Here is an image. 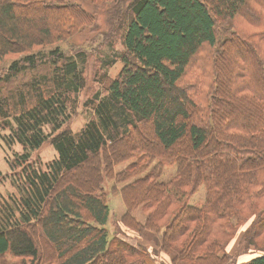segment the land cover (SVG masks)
<instances>
[{
    "label": "trees",
    "instance_id": "16d2710c",
    "mask_svg": "<svg viewBox=\"0 0 264 264\" xmlns=\"http://www.w3.org/2000/svg\"><path fill=\"white\" fill-rule=\"evenodd\" d=\"M103 5L99 44L122 48L100 59L103 89L85 101L94 115L73 132L96 40L71 38ZM0 129L22 147L6 156L16 192L0 197V258L160 264L133 231L161 233L174 264H228L250 223L241 241L260 253L235 264H264V0H0ZM46 142L58 154L43 168L32 154ZM83 169L82 186L71 177ZM109 182L127 207L113 231Z\"/></svg>",
    "mask_w": 264,
    "mask_h": 264
},
{
    "label": "rangeland",
    "instance_id": "374dc122",
    "mask_svg": "<svg viewBox=\"0 0 264 264\" xmlns=\"http://www.w3.org/2000/svg\"><path fill=\"white\" fill-rule=\"evenodd\" d=\"M259 1V0H257ZM90 10H92L93 6H88ZM96 12V24L92 27L85 28L81 33L75 35L71 38V40L75 42H82L84 40H96L87 48V56L88 60L86 62V70L88 74L87 85L83 88L79 94L75 98V102L73 101L70 111L72 112V117L70 121L67 123V126L73 131L78 132L87 121L93 117L94 110L91 107L85 105V101L88 97H90L94 92L103 89L101 77L97 76L98 65L100 63V59H104L106 61H114L118 59L119 50L122 48L121 43L119 42L115 47H112L109 43L101 46L99 43L102 41L103 32H106L108 29V23L106 21V5L95 8ZM254 28L246 24L245 30L251 32ZM85 45H87L85 43ZM66 50H69V45L62 44ZM122 67L121 61H117L113 67L109 69V74L111 77H114ZM6 130L0 129V197L1 194L4 196H8V194L12 192H16L15 186L11 181V169L9 164L6 161V156L9 158L13 157L14 151H21L22 147L18 144L13 145V147H8L3 143L2 134L5 133ZM57 150L50 142H46L41 148L36 151H33L32 159H36L38 163H40L43 168H46L49 162H51L54 158L57 157ZM122 162L115 166V170L124 169L128 163ZM88 166L85 167L87 169ZM79 170L71 177L75 183H79L80 185H85L90 183V177L85 176L84 170ZM174 168H167L168 174H171ZM123 183L117 184V187H122ZM106 190L108 193V200L111 207L109 228L111 231L116 229V221L121 218V216L126 212L127 207L123 200L122 194L119 193H110V187H112V182L105 184ZM204 196V188L202 187L198 192H196L191 197V203H196L202 199ZM133 215L136 217L138 221L144 223L146 221L147 214L142 209V207H136L133 211ZM250 223L245 224L242 228H240L239 232L234 236V238L228 244L226 250L228 255L230 256V262L228 264H235L238 261H246L253 256L260 253L258 250H254L253 248L247 249L246 241H241V236L244 230L248 227ZM128 239L130 241L136 242L140 241L142 244L147 245L151 250H153L155 257L158 262L161 264V261H164V264H174L172 262V255L161 250V233L148 232L147 235L141 236L137 235V233L133 231H127ZM42 246V244L39 242ZM52 257H45L39 264H58L56 261H51ZM20 264V259L7 254L4 258H0V264ZM176 264H186L184 261H177Z\"/></svg>",
    "mask_w": 264,
    "mask_h": 264
}]
</instances>
